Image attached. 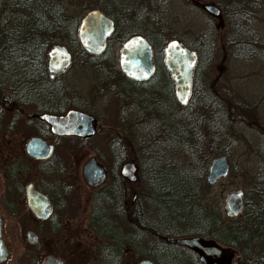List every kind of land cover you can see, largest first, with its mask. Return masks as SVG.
I'll list each match as a JSON object with an SVG mask.
<instances>
[{
  "label": "trees",
  "instance_id": "trees-1",
  "mask_svg": "<svg viewBox=\"0 0 264 264\" xmlns=\"http://www.w3.org/2000/svg\"><path fill=\"white\" fill-rule=\"evenodd\" d=\"M170 1L0 0V93H24V84L29 81L21 76L32 73L34 80L38 73L43 74L44 55L56 40L77 46L99 78L113 76L108 83L110 89L129 90L135 93V99L147 98L151 93H172L171 80L160 60L163 43L179 37L196 53L188 99L184 104L175 102L172 111L169 107L153 109L154 118L146 108L148 118L144 124L137 118L140 107L131 109L137 118L129 127L128 146L139 181L132 200L135 213L119 224L108 216L103 222L100 217L99 221L94 219L98 230L107 225L109 237L98 245L96 258L99 264H120L127 250L136 260L149 257L155 264H200L192 250L163 238L200 235L233 247L234 264H264V120L246 116L248 108L237 106L208 78L219 50L225 57L264 64V42L255 27L261 0H212L225 23L220 45L211 22L216 17L208 13V22L194 39L178 32L169 34L166 15ZM91 7L100 8L114 20V28L97 54L84 51L76 37L79 13ZM133 32L142 34L152 49L154 69L145 79H130L111 70L113 39L123 40ZM100 60L104 64L97 62ZM162 74L164 84L158 79ZM239 122L250 128L254 150L261 157L253 169L247 165L248 175L241 170L246 178L241 188L242 206L236 215L227 216L212 195L207 197L211 184L205 182L204 175L214 152L231 155L241 136ZM119 181L120 177L114 175L113 181L105 185L112 190H103L93 201L121 202L127 192L120 188ZM141 207L144 218L138 215Z\"/></svg>",
  "mask_w": 264,
  "mask_h": 264
},
{
  "label": "flooded vegetation",
  "instance_id": "flooded-vegetation-1",
  "mask_svg": "<svg viewBox=\"0 0 264 264\" xmlns=\"http://www.w3.org/2000/svg\"><path fill=\"white\" fill-rule=\"evenodd\" d=\"M105 14L111 19L112 28L111 31L105 36L103 45L97 53H99L103 49L106 39L108 38V36L110 35V33L114 28L113 18L107 13ZM81 16L79 17V19L81 18ZM133 33H138V32H133ZM123 40L113 39L112 41L113 51H114V42H120L121 44ZM54 43H59L64 45L70 52V60L62 70H57L55 72H50L49 70H47L45 64V57H46V53H45L43 58V64L45 67L44 72L43 74L38 73L36 75L34 79L36 83H34L33 80L34 74L30 73V74L22 75L21 77H25V80L29 81L24 84L25 87L24 93H0L1 235L3 236L5 242L7 243L3 232V223L5 219L7 218L13 219L18 217L19 218L22 217L21 219H23L24 215L28 219L33 220L34 222L40 223L47 221L51 231H55L56 229H59L61 225L62 227H64L61 222L63 218L62 213L63 211L65 212V210L67 209L65 208L67 206L66 198L68 197L67 195L70 193L72 189V185L64 180L66 173H65V167L62 166L63 160L61 156L57 153L58 141L60 139H70V140L74 139V140H78L80 143L85 138L93 135L96 132V130L100 129L102 121L104 120V118H106V116H101V115L108 114L107 116H110V123H111L110 127L114 128V129L112 128V131L110 132L111 138L108 143L109 145L108 152L113 162L116 161L117 172H114L113 170L114 166L112 168L108 166L104 162V160L97 154L88 155L80 165V176L84 181V183L88 186L89 195L86 197V203H85L86 205L84 204V207H79L77 209V213H75V215H78L79 217L83 216L82 219L85 222L84 235L90 240H96V241L99 240L98 244H96L94 247L93 254L90 255L91 258L90 261H94L95 264H99L96 258L97 247L99 244L106 242L109 239V237L106 233L107 229L105 228V226L107 225L104 224L103 227L101 226V228L98 230L94 226L95 220L99 221V217H100L103 222V217L108 216L109 218H113V220L117 224L124 221H128L130 215L135 213L134 210L135 206L132 200L136 196L137 191L136 190L132 191L129 197L123 196L122 201L118 203L106 202V201L99 202L97 200H96L97 202H94L93 199H98L99 196L103 194V190H110V189L112 190L113 187L110 186L105 187V185L106 183H111L113 181L114 175L120 177V181H119L120 183H122L121 180H125L127 182H134V180L132 181L127 180L119 172L121 162H123L126 159H132L134 161L136 167L135 170L136 178H138L137 164L135 159L132 156L128 157L127 155L129 153L124 154V152L128 150V146L131 143L129 138L130 124L137 118L140 123L144 124L148 118L145 115L146 108L151 110L152 115L150 118H152L153 109L157 110L158 108L159 109L161 108L166 110L169 107L170 110L172 111L173 106L175 105L174 103L175 102L178 103V102L175 99L173 88H172V93H151L150 96H148L147 98L142 96L138 99H135L134 97L135 93H132L129 90H121V89H113V88L110 89L107 84L105 90L97 91L96 93H94V95L96 97L97 96L106 97L108 95H112L115 98L117 105L114 109L113 116L111 117L110 111L108 110L107 107H102V108L95 107L93 100L94 95L93 96L88 95L90 97H87L86 95L84 94L82 95L80 93H71V94L68 93L69 95H67L66 93H41L40 86H42L41 87L42 89L44 88L43 85L45 86L51 85L52 87L60 88L59 87L60 84L56 81L58 74L64 71L71 62L72 53L69 47L59 41H54L50 45V47ZM97 53H90V54H97ZM116 60L118 65V53L116 59L115 51H114V58L112 60L113 65L111 67V70L112 72L118 71L119 73L123 74L121 70L118 69L119 67L117 68ZM97 62L104 64V61L102 60ZM160 62L163 64L162 58ZM153 69H154V63H153ZM165 70L167 71L166 68ZM27 71H30V69H28ZM31 71H33V69ZM168 76H169V72H168ZM107 78L111 79L113 78V76H111L110 78V76L108 75ZM145 78H141V79H145ZM171 86H172V81H171ZM33 90L38 91V93H33ZM136 106L140 107L137 118L135 116L134 111L133 112L131 111V109ZM68 108H76L92 114L93 130L91 132H87L86 129H84L82 123L79 122L78 123L79 127L77 125L76 126L80 131L84 132V134L82 135L73 134V133H55L50 130L49 123H47L43 118L39 116V114L41 113L62 114ZM22 130H33V131L32 133L27 135L24 139H22L23 140L22 141L18 138L19 135H22L21 134ZM139 135L140 137L143 136V134L141 133ZM32 136L39 138L44 144H48V149L46 150L39 148V151L37 149V154L35 155L27 153V151L25 150V144L27 140ZM91 156H93L95 161L103 167V177L95 182L89 183L83 178L81 173V167L82 164ZM28 184H30L32 189L44 195L48 200V209L43 216L36 215L31 209V207L28 205L27 194H26V189ZM120 188L124 190V192H127L125 187L120 186ZM106 192L108 193V191ZM132 209L133 211H130ZM143 212L144 209L142 207L138 208L139 218L140 217L144 218ZM91 219H93L94 222H92ZM28 229L33 230L37 236V239L34 243H28L25 239V232ZM101 230L103 231V233L99 232ZM24 240L28 245L34 246L38 241V234L36 230L33 228H26L24 230ZM85 247L87 250L89 248V245H85ZM126 252L128 251L125 250V252L122 254V259L120 260V264H125L124 254ZM8 254H9V250L7 253V257L2 262H0V264L7 260ZM22 254L23 255L26 254V256H24L26 257V259H22L23 258L22 256L20 259L19 256H17L13 259V264H24V262H26V264H34L35 258L33 255L31 256L30 254L28 255V251H26L25 254L24 252H22ZM54 256L59 257L62 261V264H64L62 257L58 255H54ZM42 259L40 260L39 264L41 263Z\"/></svg>",
  "mask_w": 264,
  "mask_h": 264
},
{
  "label": "rangeland",
  "instance_id": "rangeland-1",
  "mask_svg": "<svg viewBox=\"0 0 264 264\" xmlns=\"http://www.w3.org/2000/svg\"><path fill=\"white\" fill-rule=\"evenodd\" d=\"M203 1L214 2L212 0H171L169 11L166 15L170 26L169 34L178 32L187 39H194L198 30L204 27L209 20L207 12L200 7V3ZM87 9H82L79 17ZM211 22L217 34V44L220 45L219 37L221 31L225 28V23L222 18L211 19ZM255 27L260 40L264 42V0H261L257 11ZM119 46L120 42H114L116 59ZM68 47L72 53L71 62L64 71L58 74L56 81L60 84V88L43 85L44 88L42 89V86H40L41 93H66L67 95H69L68 93H80L90 97L97 91L105 90L110 79L99 78L93 71L92 66L88 65L89 62L77 46L69 45ZM116 66L118 68L117 60ZM208 78L214 88L218 89L220 93H225L227 98L228 96L229 98L231 97L237 103V106L241 104L248 108L246 116L248 114L249 117L252 116L256 121L259 119L264 120L263 63L257 60L242 61L225 57L222 50H219L208 70ZM158 79H161L163 84L166 83L163 74ZM251 90L256 91V93H249ZM33 93H38V91L33 90ZM93 100L95 107H107L111 117L113 116L117 103L112 95L106 97H96L94 95ZM107 115H101L106 116V118L102 121L100 129L80 143L74 139H60L58 141L57 153L63 160L62 166L65 167L66 173L64 180L72 185V189L66 198L67 206L65 208L67 209L62 213L61 222L64 227L61 225L59 229L51 231L47 221L34 222L25 215L23 219H21L22 217L5 219L3 232L8 244L9 254L7 260L1 264H13V259L17 256L20 259L21 256L23 257L22 259H26L24 257L26 256V251H28V255L34 256V264H39L43 256L48 253L62 257L64 264H95L94 261H90V255L93 254L94 247L99 240H90L84 235L85 222L82 219L83 216L79 217L75 213H77L79 207H84L86 197L89 195L88 186L80 176V165L88 155L97 154L108 166L111 168L114 166L113 170L117 172L116 161L113 162L108 152V143L111 138L110 132L113 127H110V116ZM238 127L240 128L241 136L237 145L231 150V155L227 157L228 172L218 177L206 190L207 197L212 195L216 199L222 214H224L222 204L225 192L230 188H242L246 181L244 173L248 175V172H250V170H247V165L250 166L249 169H253V165L261 157L254 150L250 128L244 127L242 122L238 123ZM32 131L22 130V135H19L18 138L22 140ZM125 153H129V151L126 150ZM218 153L220 152H214L212 156ZM127 156L131 157L130 153ZM242 169L246 171L241 173ZM121 182V185L126 188L128 197L132 191H137V187H139L137 178L134 182L125 180H121ZM26 228H33L38 234V241L34 246L28 245L24 240V230ZM85 245H89L87 250ZM124 258L125 264H132L136 260L130 251L124 254ZM230 264H234L233 258H231Z\"/></svg>",
  "mask_w": 264,
  "mask_h": 264
},
{
  "label": "water",
  "instance_id": "water-1",
  "mask_svg": "<svg viewBox=\"0 0 264 264\" xmlns=\"http://www.w3.org/2000/svg\"><path fill=\"white\" fill-rule=\"evenodd\" d=\"M201 9L209 15L220 18L219 7L211 1L200 3ZM111 19L98 7L87 9L81 16L76 27L77 39L83 50L88 53H97L104 42L105 36L111 31ZM70 60V52L59 43H54L46 52L45 64L47 70L55 72L62 70ZM196 60L195 50L187 46L179 37H170L162 45V61L169 72L172 81L173 93L179 104H184L190 93L192 68ZM118 67L121 72L130 78L141 79L147 77L153 69L152 49L147 39L133 33L127 36L118 48ZM50 125V130L55 133L84 134L77 126L81 122L87 132L93 130V115L85 111L68 108L62 114L41 113L39 114ZM77 125V126H76ZM79 127V126H78ZM39 148L48 149L39 138L32 136L26 144L27 153L35 155ZM229 164L224 153L213 155L206 166L204 180L213 184L220 176L228 172ZM135 163L132 159H126L120 164L119 172L127 180H135ZM83 178L89 182H95L103 177V167L98 164L94 157H89L81 167ZM27 202L33 212L43 216L48 209L47 198L31 188L26 189ZM242 206V190L239 187L228 189L223 197V212L227 216L236 215ZM164 240L182 245L192 250L200 264H230L235 249L229 245H223L214 239L200 235H165ZM28 243H34L37 239L35 232L28 229L25 232ZM8 245L1 235L0 216V262L8 253ZM40 264H62L59 257L48 254L43 257ZM132 264H155L149 257H141Z\"/></svg>",
  "mask_w": 264,
  "mask_h": 264
}]
</instances>
